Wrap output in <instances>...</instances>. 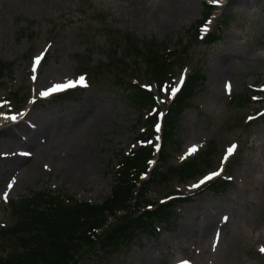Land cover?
Masks as SVG:
<instances>
[{"label":"rangeland","instance_id":"1","mask_svg":"<svg viewBox=\"0 0 264 264\" xmlns=\"http://www.w3.org/2000/svg\"><path fill=\"white\" fill-rule=\"evenodd\" d=\"M191 1L193 7L177 14L169 25L160 18L139 21L124 3L112 0H57L44 9L0 4V61L14 63L12 71L0 77V102L14 105L0 109V228L15 224L12 203L31 190L48 189L92 203L109 197L120 155L136 149L140 136L146 139L152 134L148 115H154V109L164 114L172 102L151 77L147 55L131 54L125 47L122 37L133 34L156 44L155 53L170 63L165 78L171 77L167 79L170 87L178 84L182 74L190 77L201 71L206 76L197 83L171 140L163 168L167 174L161 182L148 185L154 205L181 197L174 211L176 224L171 231L157 226V235L139 232L106 261L87 249L78 254L77 264H141L148 255L153 257L152 264L180 259L190 264H264L260 251L264 248V65L245 66L237 59L226 74L218 73L219 57L225 53L252 55L264 64V4L220 0L207 25L221 36L208 44L203 39L208 30L199 29L198 24L211 0ZM41 54L45 58L34 82L32 68ZM81 76L87 88L46 100L39 95L53 84ZM227 82L232 84L231 94ZM150 83L156 98L167 102L156 99L155 108L140 109L132 100L133 85L148 89ZM10 92H17L21 100H6ZM240 96L242 103L236 98ZM9 115L18 119H6ZM24 116L25 125L40 132L31 145L14 140ZM155 135L160 137L161 131L154 132V139ZM28 137L26 133L23 139ZM231 144L238 149L224 162L221 176L200 189H190L204 172L220 168ZM192 145L200 150L190 158L210 146L213 150L202 165V174L180 182L172 167L189 159L182 157ZM22 153L30 154V159L18 168L8 167L10 158ZM81 159L90 165L85 179L68 172L70 162ZM151 178L143 176L140 182ZM220 178L228 179L227 185L212 187ZM12 179L13 188L7 189ZM4 191L9 193L7 201ZM224 217L229 218L225 228L216 230L214 238L202 240L206 222Z\"/></svg>","mask_w":264,"mask_h":264},{"label":"trees","instance_id":"2","mask_svg":"<svg viewBox=\"0 0 264 264\" xmlns=\"http://www.w3.org/2000/svg\"><path fill=\"white\" fill-rule=\"evenodd\" d=\"M217 35L211 34L207 42H214ZM122 40L131 54L147 55L145 60L148 61L147 66L152 68L151 74L155 79H164L168 65L160 54L155 53L156 44L141 41L133 34L124 35ZM0 68L5 70L11 68V65L5 67L1 63ZM202 78L204 75L200 71L194 73L168 112L165 141L161 150L162 164L154 171L155 175L161 174L158 169L164 164L167 138L179 124L186 102ZM236 98L238 102H243V97ZM132 100L142 105L146 101L152 102L153 97L145 89L136 87ZM211 151L212 148H209L199 159L188 161L180 167V177H195L200 172V164L207 161ZM151 157L152 150L147 147H142L133 155H122L120 167L114 176L112 193L102 204H92L45 189L31 190L28 195L12 203L15 224L0 229V251L8 253L6 256L0 255V264H77L78 254L87 249L89 252L98 250L103 261L121 245L132 241L138 231L152 230L153 220L174 225L170 204H161L157 209L144 211L138 216L133 211L135 206H140V200L148 191V185L136 189V179L146 170ZM145 201L149 202L147 199ZM118 210L126 211V215L117 218ZM110 216L117 219L94 239L95 230L105 226Z\"/></svg>","mask_w":264,"mask_h":264},{"label":"bare ground","instance_id":"3","mask_svg":"<svg viewBox=\"0 0 264 264\" xmlns=\"http://www.w3.org/2000/svg\"><path fill=\"white\" fill-rule=\"evenodd\" d=\"M53 1L57 0H0V4L9 8L19 9L21 7H36L40 9H44L50 5H52ZM113 2H122L124 5L130 10V13L134 15L136 19L139 21H146L148 19L156 20V19H163L164 25L171 24L172 20L177 14L186 13L188 9H191L194 5L191 0H112ZM235 1V0H234ZM260 2L264 4V0H247V2ZM231 54H223L219 57L218 60V73L219 74H226L228 72L230 66L235 64L236 60H241L245 66H255V65H264L263 63H258L255 61V57L252 55H244V54H236L235 56H230ZM25 118L24 116L22 119L19 120L18 130L16 135L14 136V140L16 143H19L20 139H22L26 144H34V141L37 139L38 134L40 132L38 130H32L25 125ZM34 127V126H32ZM73 125H70L72 128ZM19 133V134H18ZM23 133V134H22ZM30 134V137L27 139H23L24 134ZM22 134V135H21ZM28 155L25 153L18 156L17 154L14 157L10 158V163L8 167L13 165L18 168L23 162H26ZM25 159V160H23ZM90 165L89 162L85 159H81L79 162L72 161L70 162V168L68 172L76 175V177H81L85 179L89 175ZM233 210V207L231 208ZM229 220L224 223L223 219L220 220H210L207 221L201 234L202 240H207L211 235L213 238L216 236V230H223ZM153 257L148 255L144 259H142L141 264H152Z\"/></svg>","mask_w":264,"mask_h":264},{"label":"snow or ice","instance_id":"4","mask_svg":"<svg viewBox=\"0 0 264 264\" xmlns=\"http://www.w3.org/2000/svg\"><path fill=\"white\" fill-rule=\"evenodd\" d=\"M211 3L214 5V6H220V0H211ZM210 23V21H206V25H205V31L208 30L207 28V24ZM44 59V55L41 54L40 56H37L35 58V61H34V65H33V68H32V72L34 73L31 77V79L35 82L37 80V76L35 75V73L37 72L38 68L41 66V61ZM185 80H186V77L185 75H181L180 79H179V83L178 84H175V86H169V85H164L161 87V92L163 94H165L169 100L171 99H174L177 94H179L181 91H182V88L185 86ZM175 83V82H174ZM88 87V83H87V80L85 77L81 76L77 79H71V80H68L67 82H64V83H56L54 84L53 86L47 88L46 90H43V91H40L39 92V95L40 96H43V97H48V96H52V95H55V94H59V93H63L67 90H71V89H76V88H87ZM146 87H149L150 86H146ZM226 90L229 92V94H231V90H232V85L231 83L229 82L227 85H226ZM157 101L159 103H166L167 101L166 100H162L160 99L159 97L156 98ZM7 106V102H0V108H3ZM151 114H156L158 115V118L159 119H162L164 114L161 113V112H158V110H153V113ZM21 116L24 115V113H20ZM6 119H11L12 121H16L18 119L17 115H9V116H5ZM161 131V127L159 124L156 125L155 127V132L156 133H159ZM159 140H160V137L159 135H157L155 137V141H149L148 143H154L155 144V151L156 152H159L160 151V145H159ZM238 149V145L236 144H233L231 145L228 150H227V153L226 155L224 156V159L221 161V166L218 170L216 171H212L210 172L209 174H206L203 176V178L199 179L196 183H193L189 186L190 189L192 190H197V189H200L201 187L205 186L206 184H208L210 181L214 180L216 177H219L221 176L222 172H223V164L225 161H227ZM200 150V146L199 145H192L191 147L188 148L187 152L185 153V155L182 157V159H187V158H190L192 157L194 154L198 153V151ZM25 155H30L28 153H25ZM151 163H154L151 162ZM145 176H146V173H145ZM15 183V180L12 179L8 184H7V189H12L13 188V185ZM9 198V193L8 191H4L3 192V199L5 201H7ZM225 221H227L229 218L228 217H224L223 218ZM219 235V234H218ZM261 252H264V248L260 249ZM181 264H190L189 261H183L181 262Z\"/></svg>","mask_w":264,"mask_h":264}]
</instances>
